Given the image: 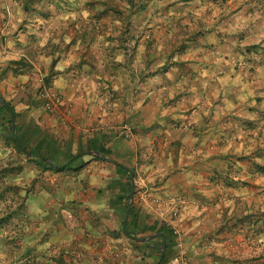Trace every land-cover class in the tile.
<instances>
[{
	"label": "crops",
	"instance_id": "obj_1",
	"mask_svg": "<svg viewBox=\"0 0 264 264\" xmlns=\"http://www.w3.org/2000/svg\"><path fill=\"white\" fill-rule=\"evenodd\" d=\"M12 10L14 20L6 30L1 28L2 36L14 34L18 25L16 20L26 13L15 4H12ZM48 23L39 20L33 24L43 47L49 40ZM20 35L21 32L18 37ZM8 38L9 43L15 42L13 37ZM24 38L22 34L23 42ZM49 53L41 56L45 61V77L50 78L53 74L49 88L58 94L61 102L54 113L38 109L33 130L38 127L57 140L63 155L81 157L74 166L75 170H60L39 193L42 197L45 193L47 205L65 207L70 221L66 220L73 222L69 231L64 230L63 221L60 223L54 216L52 239L55 248L69 242L70 248L76 249L77 256L93 257V264H155L158 259L156 246L164 239L163 232L155 231L159 228L164 232L170 228L173 230L171 224H174L179 230L188 264H264V243L262 249H253L252 246L246 250L237 249L236 239L244 232L242 226L248 222V212L243 215V224H238L234 212L246 203H238L235 184L229 187L219 183L222 181L212 180L216 172L225 173L226 162L230 163L233 155L235 159L240 157L231 148L222 151L238 140L236 129L231 128L237 127L231 112L214 117L220 103L207 107L200 99L191 105L186 99V95L192 94L191 90L177 86L183 81L180 73L169 87H137L141 80L136 76L131 78L121 67L114 70L113 67L118 65L109 69L107 54L100 52L95 45L89 49L85 45L71 47L63 52L67 53L63 56L59 52ZM118 56L122 58L117 61L124 59L120 51ZM49 60H58L54 69ZM134 68L137 69V65ZM165 77H161V81L169 82ZM110 78L116 80V87H113L114 83L110 84ZM19 81L21 78L15 79L12 86L16 87ZM127 82L134 87H127ZM150 82L152 80L145 83ZM10 83L1 81L0 87H11ZM110 98H114L112 103ZM172 99L173 104H168ZM127 127L130 129L129 138L124 136L126 131L121 132ZM17 128L20 134V126ZM19 136L22 138L25 134ZM100 148L110 151L108 157L94 150ZM116 164L135 173L129 174L132 176V195L126 212L119 198L127 191L128 179L122 167ZM65 173H69L71 180L66 181L64 189L60 180ZM201 173L202 179H196ZM206 185L218 192L215 199L199 197L197 190ZM38 204V210L42 212L36 215L40 227V220L41 225L45 221V200ZM132 205V218L139 220V227L143 230L140 236L152 238L147 242L137 241L150 242V249H137L132 245L125 249L121 246L124 240L111 234L128 219ZM221 205L226 206L222 211L218 209ZM74 208H85L87 214L77 215ZM172 210L178 212L174 221ZM54 211L58 213L56 209ZM261 219L264 220L263 215ZM41 230L37 228L35 233L38 242L45 234L42 226ZM260 232L263 242L264 230ZM246 235L253 239V230ZM174 238L177 244L178 237ZM162 246L160 250L165 254L166 249L163 252ZM37 248L3 249L0 244V264H30V258L35 260L34 264H46L45 245L38 244ZM143 250L147 253L145 256ZM177 253L176 245L168 249L165 264H170Z\"/></svg>",
	"mask_w": 264,
	"mask_h": 264
},
{
	"label": "rangeland",
	"instance_id": "obj_2",
	"mask_svg": "<svg viewBox=\"0 0 264 264\" xmlns=\"http://www.w3.org/2000/svg\"><path fill=\"white\" fill-rule=\"evenodd\" d=\"M39 1L45 7L41 10L39 5L35 12L24 10L28 0H0V33L1 28L6 30L14 20L12 4L26 12L16 20L19 29L16 28V31L14 28V34L0 35V82H12L9 84L11 87H0V95L16 110L18 115L14 123L16 128L20 126V134L29 135L37 124V112L41 109L46 111L45 99L41 97L42 80L49 78L45 77V61L41 56L47 50L41 46L37 27L33 28V24H37L39 20L48 21V33L51 31L49 29H52V32L56 30L57 37L63 32V23L74 19L84 23L99 20L101 25L109 24L120 29L131 25L129 36L134 37L143 32L142 40L138 43V54L136 59L132 60L133 66L149 61L151 65L148 68L155 71L162 68L167 60L171 65L166 75L169 82H163L161 77L156 76L150 83L139 81L137 87H169L180 73L179 77L183 81L177 86L191 90L192 94L186 95L191 105H195L200 99L207 107L220 103L216 107L214 117L226 115L227 112L234 115L237 127L231 128L236 129L238 140L222 151L231 148L233 153L242 159L236 162L238 157L235 159L233 155L232 160L228 161L233 163L231 165L234 166V171H239V175H235L229 187L235 184V193H239L235 194L239 199L238 203H246L239 208H244L245 213L248 212V222L242 226L244 232L236 239L237 249L246 250L251 246L253 249L264 248V244L261 248L264 241L261 240L260 232L261 229L264 230V220L261 219L262 215L264 217V177L251 176V164L242 158L249 155L264 159V0H135L136 10L131 9L129 0ZM49 11L51 14L45 18L42 13ZM200 23L203 24L201 31L192 38L193 40H189L190 37L185 35L184 31L193 29ZM29 26L31 28H28ZM19 32L25 35L24 42L21 35L18 37ZM74 34V31L68 32V36L72 37ZM115 34V37H118L120 32L117 30ZM50 35L52 37V33ZM8 37H13L15 42L9 43ZM185 43L189 44L188 47H185ZM65 46V43L60 45L61 56L67 54L63 53L66 52V49H63ZM133 46L134 42L131 48ZM210 46H214L212 50L208 49ZM252 51H258L259 56L254 57L250 53ZM48 63L52 64V61L49 60ZM113 65L110 64L112 67ZM119 68L113 67L114 70H120ZM18 78H21V81L13 87V81ZM136 78L140 79V76L137 75ZM113 83V87H116V80L110 78V84ZM127 85L134 87L132 83L127 82ZM257 98L261 100L260 103ZM110 99L112 103L114 98ZM250 109L255 112L252 114ZM248 119L257 121L258 126H254L253 130L247 129ZM7 130L0 125V219L5 216L8 218L13 211L17 213L6 226L7 230L5 226H0V244H9L8 249L34 246L38 239L35 233L37 228L41 230L42 226L45 234L39 241L47 250L46 264H93V257L77 256L76 249H71L69 242L63 243L61 248H55L52 239L54 216L58 217L60 223L63 221L64 230L69 231L73 222H68L70 219L65 207L47 205L45 193H42L44 198L39 193L51 183L58 172L45 170L44 166H38L34 159L29 160L27 156L19 153L6 141ZM125 131L121 130L122 133ZM226 164L228 166L227 162ZM202 174L196 179L201 180ZM61 179L65 189L66 181L71 180L69 173L62 175ZM197 192L200 198L205 199H215L218 193L207 185L205 188L200 187ZM43 199L46 204L45 221H42L41 225L40 220L38 227L36 215L42 213L38 210V203H43ZM224 207L226 208L221 205L218 209L222 211ZM54 209L58 213H55ZM174 211L176 210H172ZM74 212L77 215L87 214L85 208H74ZM206 212L212 214L211 211ZM27 222L31 225L29 229L25 227ZM119 229L118 238L125 242H121V246L125 249L131 245L135 246L133 241L123 239L122 225ZM252 230L253 239H250L246 234ZM175 245L177 246L176 240ZM2 248L6 249L4 246Z\"/></svg>",
	"mask_w": 264,
	"mask_h": 264
},
{
	"label": "trees",
	"instance_id": "obj_3",
	"mask_svg": "<svg viewBox=\"0 0 264 264\" xmlns=\"http://www.w3.org/2000/svg\"><path fill=\"white\" fill-rule=\"evenodd\" d=\"M128 3L131 4V9L135 8L136 10L137 6L135 4V0H129ZM39 5L40 7H38ZM37 7L43 10L42 8L45 6L39 0H28L27 4L24 7V10L36 12ZM39 12H42V11H39ZM42 14L45 16V18H47L49 14H51V11L47 13H42ZM74 20H71L69 23H66V24L63 23V25L61 26V28L63 29V32L59 35V37L56 36V33H57L56 30H53L52 32V29H49L51 30L49 34L52 33V37L51 35L49 36L47 47L45 46L48 55L50 54L49 52H51V54L60 52L59 50L60 45L63 43H65L66 45L65 48H63V49H66V51L70 50L71 47L78 48L80 46L85 45V47L87 48L88 46V49H89L95 45L99 48L100 52L107 54L106 62H107V66L109 69H110V64H116L118 65V67L123 68L127 73H129L131 77L139 75L141 82L143 81L149 82L153 80V78L156 76H160L164 78L167 72L170 71L171 65L170 63H168L169 62L168 60L166 64L164 65L165 67L163 66L162 68L156 69L155 71L150 70V68H148L149 65H151V62L149 61H145L144 63H138L137 69L134 68L132 64V60L133 59L135 60L138 54L137 53L138 43L142 40L143 32H139L138 33L139 35L134 36V37L129 36L128 30H130L131 25H129V27L125 25L124 28L122 27L120 29L118 26L114 28L112 27V25H109V24L101 25L99 20H93V21L89 20V22L87 21L86 23H84V21L79 22L78 20H75V21ZM202 25L203 24L200 23V25H195L193 29H186V31H184L185 32L184 34L190 37L189 40H193L192 38L196 37L201 31L203 27ZM117 30L118 32H120V34L118 35V37H115L116 36L115 32ZM72 31H74L75 33L74 36L72 37L68 36V32L72 33ZM88 40H90V42L87 45L86 43ZM56 41H59V42L56 43ZM131 41L134 42V46L132 48H131L132 46ZM188 45H189L188 43H185V47H188ZM213 47L210 46L208 49L212 50ZM195 50H197V48ZM119 51L122 52L124 55V59H122L121 61H117V58H116ZM250 53L254 57L259 56L258 51H252ZM57 62L58 60L52 61L51 67L53 69L55 68ZM52 78H53V75L50 76V78L45 81V84L48 86V88L51 84ZM0 97L2 98L1 95ZM3 100L5 102V105H2L0 103V125L8 129L7 130L8 135H6L7 136L6 141L9 144H12L19 153L27 156V159L29 160L34 159L38 166L43 165L45 170H51V171H56V172H59L60 170H66V171L75 170L74 166L76 165V163L81 157L76 158L74 156L67 157L63 155V153L60 150V146L58 145L59 144L58 141L46 135L38 127L34 128V130H32V132L29 135L25 134V137H22V138H20L19 136L20 134H18L19 130L18 128H16L14 132V138H12L11 137L12 125L17 118V114H16L14 107L11 105V103L7 102L4 98ZM260 101L261 100L257 98V102L260 103ZM168 104H173V99L171 101H168ZM250 111L252 114L255 112L253 109H250ZM251 120H254V119H248L247 121L248 122L247 129L253 130L254 126L256 125L258 126V122L251 121ZM94 150L97 152H100L104 157H108L107 155L110 153V151L106 148H100V149H94ZM242 158L245 160H248L249 163L251 164V169H250L251 176L264 177V159H259L253 156H245V155ZM49 160H51L53 163H50ZM237 161H242V159L238 157ZM116 165L121 166L118 164ZM82 166H84V164L81 165L80 168ZM121 167H122V172L124 173V175H126V178L128 179V186L126 188L127 191L125 192V194L123 192L124 197L119 198L121 202L123 201L125 205L124 211L126 212L127 207H128L129 198L132 195V182H131L132 176L129 174L131 173L135 175V173L130 172L129 169L125 166H121ZM235 175L238 176L239 171L238 172L234 171L233 166L231 165V162H230L228 163V167L225 173L220 174L219 172H216L215 175L212 177V180H215L217 182L222 181L224 182V185L230 186L234 180ZM133 209H134V205L131 206L128 219H125L120 224V226L122 225L123 236H125V238L129 240H132L137 249H150L151 248L150 242L149 243H139V241H137L138 239H143L144 237L140 236L143 230L139 227V222H138L139 220L137 221L134 217L132 218ZM16 213L15 211H13V213H11V215L8 216V218L7 216L2 217L0 219V226L2 227L5 226V229L7 230L6 226L10 224L9 222H11V219L13 218L12 216H14ZM244 214H245L244 208L238 207L237 210L234 212V216L237 219L238 224H243ZM30 226L31 225L28 222L25 225L27 229H29ZM159 229H156L155 232H163L164 239L158 246H156V249L158 250L157 252L158 259L156 260L157 262L155 264H165L167 263V260H168L167 250L173 249V247L175 246V238H174L173 231H171L170 229L165 230V232L163 231V229L162 230L161 228ZM119 232H120V229L115 230L112 233L119 235ZM165 241H166V252L165 254H163L160 250V247L163 245ZM41 243L42 242L37 241V243L34 246L28 245L26 246L25 249H38L37 248L38 244H41ZM2 246L8 249L9 244H6L3 242ZM18 250H21V249H18ZM141 252L144 256L147 254L145 250ZM18 255L19 257H21L20 251H18ZM33 261L35 260L30 258L29 263L34 264Z\"/></svg>",
	"mask_w": 264,
	"mask_h": 264
},
{
	"label": "built area",
	"instance_id": "obj_4",
	"mask_svg": "<svg viewBox=\"0 0 264 264\" xmlns=\"http://www.w3.org/2000/svg\"><path fill=\"white\" fill-rule=\"evenodd\" d=\"M41 97L43 99H45V110L49 113H54L56 108L59 106L61 99L58 96L57 93H55L53 90H51L50 88H48V86L45 84V80H42V92H41ZM126 132H125V137L129 138L130 135V131H128V128H125ZM178 218V212L174 211L173 212V221L176 220ZM173 231H174V235L176 237H178L177 240V249H178V253L177 256L170 262V264H188L187 262V255L185 250L182 248V241L180 238V233L179 230L177 229V227L174 224H171Z\"/></svg>",
	"mask_w": 264,
	"mask_h": 264
},
{
	"label": "water",
	"instance_id": "obj_5",
	"mask_svg": "<svg viewBox=\"0 0 264 264\" xmlns=\"http://www.w3.org/2000/svg\"><path fill=\"white\" fill-rule=\"evenodd\" d=\"M0 103H1L2 105H5V102H4L3 98H1V97H0ZM15 128H16V124L13 123V125H12V133H11V137H12V138H14ZM50 163H53V162L50 161ZM131 201H132V197H131V199H130L129 208H130V205H131ZM151 239H152V238L149 237V238H144V239H142L141 241H142V242H147V241H150ZM165 249H166V243L163 244V246H162V251L164 252Z\"/></svg>",
	"mask_w": 264,
	"mask_h": 264
},
{
	"label": "clouds",
	"instance_id": "obj_6",
	"mask_svg": "<svg viewBox=\"0 0 264 264\" xmlns=\"http://www.w3.org/2000/svg\"><path fill=\"white\" fill-rule=\"evenodd\" d=\"M59 41H56L58 43ZM122 57H117V59H121ZM229 147H231V144H229ZM236 195H239V193H236Z\"/></svg>",
	"mask_w": 264,
	"mask_h": 264
}]
</instances>
